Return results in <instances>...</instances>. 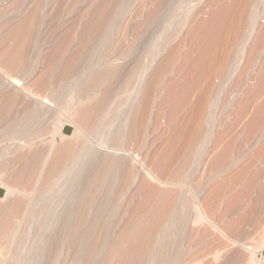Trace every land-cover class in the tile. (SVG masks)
Returning <instances> with one entry per match:
<instances>
[{"label": "bare ground", "instance_id": "6f19581e", "mask_svg": "<svg viewBox=\"0 0 264 264\" xmlns=\"http://www.w3.org/2000/svg\"><path fill=\"white\" fill-rule=\"evenodd\" d=\"M84 1L87 6L92 0H67L72 16L73 12L78 14L76 7ZM133 1L96 0L91 8L85 7V11L79 12L77 20L67 14V19L71 17L76 22L75 26L70 24L72 28L66 29L69 34L63 29L67 35H60L64 39L59 38L60 44L48 52L47 61L39 69L35 62L37 53L35 59L29 54L32 60L27 53L30 47L36 50L35 45L39 44L37 36L44 17L40 10L43 4L38 0L24 20L8 31L5 28L2 36L5 42L0 46V140L23 138L20 140L30 142L38 131L50 134L51 138L42 144L45 150L35 146L23 148L18 143L14 147L0 146L2 175L11 180L0 181V188L4 190L0 197L1 264L13 254L9 251L14 249L12 244L17 242L16 236L25 218L35 221L33 241L36 246L32 253L37 264H215L221 258H224L222 262L229 260L231 264H264V221L255 243L246 248L221 230L224 222L219 229L207 216L217 214L227 194L229 202H225L221 210L241 215L239 211L247 208L241 205L243 198L255 193L258 197L255 200L252 196L256 202L250 205L249 213L244 216L246 220L257 211L264 198V183L258 181L260 176L256 173L250 174L253 176L244 183L241 176L245 173L240 175V181L237 178L239 183L232 184V175L227 178V167L232 166H227V146H224L229 139L227 134L248 119L252 112V109L248 111L249 107L255 110L253 119L250 117L254 132L258 136L264 132V117L261 118L264 97L260 99L264 92V66L254 71L264 55V25L259 27L261 17L264 18V6L257 12L256 0H228L230 4L227 0H204L195 11L179 18L178 25L166 34L164 52L153 68L151 60H145L147 55H152L146 38L150 35L145 33L159 31L160 34L171 25L181 0H145L150 7L142 10L145 13L141 21H134L135 37H123L124 31L120 34L122 38L117 37V26ZM142 7L145 8V2ZM10 10L14 8L7 11ZM6 14V11L0 13V18ZM244 54H247V62H244L249 63L250 72L248 67V74L240 72L238 90L232 93L240 99L233 105L234 117L231 118L235 121L230 123L229 132L215 137L213 129L205 122L208 107L218 95L217 81H227ZM13 76L20 77L23 83L11 79ZM137 77L143 79L145 86L132 87L133 96L127 95L112 111L116 89L126 90ZM160 83L163 96L155 103L150 91ZM248 86L251 87L247 89ZM77 98L79 102L70 107V116L76 121H61L52 126L55 112L51 103L66 108ZM156 106L169 119L165 128L155 126L147 140L146 130ZM66 125L72 128L69 135L62 133ZM96 134L114 148L124 144L132 149L103 152L90 143L89 139ZM55 135H59L60 142L55 143ZM211 139L212 148L209 147ZM144 142L152 147L154 160L159 159L156 165L163 181L160 180L155 189H150L147 182L141 183L132 192L140 172L134 162V149ZM205 155L207 164H212L215 171L203 178L207 164L201 160ZM20 162L23 165L16 170ZM201 162L205 167L203 172L200 168L202 173L198 171L200 174L196 176ZM143 173L150 178L148 171L143 170ZM217 175L221 176V181L217 179L216 183ZM194 176L200 180L198 185V180L195 182L196 188ZM166 178L173 182L164 181ZM176 181L182 182V187L190 183L195 188L193 195V190L189 188L187 193L186 186L182 188ZM229 181L231 187L227 185ZM226 187H230L229 191ZM240 218L232 219L229 231H239V226L243 225L241 219L244 220ZM26 227H31L30 221ZM200 235L207 240L215 236L218 243L221 239L224 241L218 245L215 240L219 248H213L215 251L209 254V261L205 260L207 256H193L194 240ZM225 239L237 246L232 248H239L237 252L234 249L235 253L231 250L230 254L235 256L231 259L227 258L229 253H224L234 244L227 246ZM189 253L193 259L188 257ZM179 256L184 262H179Z\"/></svg>", "mask_w": 264, "mask_h": 264}, {"label": "rangeland", "instance_id": "374dc122", "mask_svg": "<svg viewBox=\"0 0 264 264\" xmlns=\"http://www.w3.org/2000/svg\"><path fill=\"white\" fill-rule=\"evenodd\" d=\"M37 1L38 0H0V13H3L5 11L7 12L5 17L0 18V43H1L0 46H2V43L4 44V42H5L4 41L5 37H2V36L6 32V30L7 31L10 30L16 24H18L19 22L24 20V18L27 17V14H29L30 11L35 6L34 4L38 3ZM86 1L88 2L89 0H86ZM95 1L92 0V1L88 2L87 4L89 6L85 5V3H86L85 1H84V3L81 2L83 4V5L81 4L82 6L79 3V6L76 7L77 8L76 11H79L80 14H81L83 11H85V9H84L85 7H86V9L88 7L91 8L93 3H95ZM203 1L204 0H181L180 4L178 5V8H177V13H176L175 19L172 21L171 25H168L167 28L163 32H160V34H159V31L157 33H155V34H153V33L146 34L147 32L145 33L146 36L150 35V36H148L149 38L146 37L147 38V43H148L147 46L149 47V48L148 47L147 48L149 49V51L152 52V55L151 56H150V54L147 55V57H145V60L146 61H150L151 60V62L153 63V66H152L153 68L157 65V63H158L157 60L160 59L159 56H161V53L164 52L163 48L165 46V41H166V36H167L166 34L168 32H170V31L172 32V30L174 29L173 26L175 27V26L178 25L179 18L184 17V15H188L191 12L195 11V9L199 5H201V3ZM39 2L41 4H43V6L41 5L42 7L40 6L43 9L40 8V10H42L41 12H42V15L44 16V17H42V23H41V26L39 27V32H38V36H37L39 44L35 45V47L37 48L36 50H35V48H33L34 53H33V50L31 49V47L29 48L30 53L29 52L27 53L29 60L33 59V57H31V56H34V59H35V56H36L35 53H37V57H36L35 62H36V67L38 69L41 68L45 64V62L47 61V57H48V55L50 53L49 51L51 49L53 50V49L57 48L58 44H60V39L62 37V36L60 37V35L62 33L64 34V36L67 35L64 32H62L63 29H64V31H66V29L69 30L70 28L75 26L76 22H73L71 17H73V16L76 17L79 14V12H77L78 14L76 13L77 15H75V13L73 12L72 14H74V15L73 16L71 15V12H69L70 11L69 8H70L71 4L70 5L67 4V0H39ZM144 2H145V8L142 7V5H144ZM227 3H229L228 0H227ZM149 5H150V3L145 1V0H134L132 5H131V7H130V9L121 18V20H120V22H119V24L117 26L118 27L117 30H118V33H119L118 34L117 31H116L115 34H117V37H121L122 38L121 35H123L124 32H126L125 33L126 35L124 34L123 37H127V38H130V37L133 38V36L135 37L136 33L134 32L133 28L135 27L136 23L134 21L137 20V23H138L139 21H141L144 18L145 11H142V10L149 9V7H150ZM80 6H81V8H80ZM254 6H255V10L257 12H260L263 9L262 6H264V0H256L255 3H254ZM82 7H83V9H82ZM11 8H14V11H12V12H11V10L7 11V10H9ZM79 8L81 9V11L79 10ZM67 12H69L70 14L67 13ZM67 14L71 15V17H70L71 20L67 19L69 17V16L67 17ZM75 17H74V19L77 20L80 16H77L76 18ZM59 18H60V20H59ZM263 19L264 18L261 17L260 21L262 22ZM63 20H65V21H63ZM76 20H74V21H76ZM58 21H60V22L62 21V22L60 23ZM68 21H70V23ZM261 22L259 23V25H260L259 27L264 25V22L263 23H261ZM57 23H59V25H57ZM68 23H69V25H68ZM66 24L68 26L65 27ZM70 24H71L72 27H69ZM57 26H59V28H57ZM61 26H63L62 30H60ZM53 27H55V28H53ZM5 28H6V30H5ZM51 28H53L52 29L53 33H52ZM131 28L133 29V31H132ZM66 33H68V32L66 31ZM62 38L64 39V37H62ZM176 40L177 39H175V41ZM61 41H62V39H61ZM251 44L252 43H250V46H251ZM170 46L171 45H169V47ZM29 50H27V51H29ZM31 52L33 54H31ZM248 52H249V48H248L246 53H248ZM29 54L31 56H29ZM244 55H246V56H244ZM244 55H243V58L240 61V64L237 66V70L235 69L234 73H231L232 76L230 75V77L227 79V81H223V83H221V82H219L218 79H217L218 81L215 79L217 81V83L219 84V88H217L218 89V91H217L218 95L214 99V101H213L214 103L211 106L208 107V114L206 115V122H205L206 126H208L209 128L213 129V133H214L215 137L221 135V133H223L224 131L229 132L228 131V127H229L230 123H233L235 121L234 118H231V117H234L233 114H232L233 113V108L235 109V106H233L234 103H236L238 100H240L238 97H237V99H236V97H234V94H235L234 92H236L238 90L237 89V85H238V82H239V78L242 76V73L240 75V72L244 71L243 72L244 75H246V74H248L250 72L249 71L250 70L249 63H247V64L245 63V62H247L246 61L247 60V54H244ZM259 60H260L259 63L256 66H254V68H255L254 71H256V72H258V70L261 69V65L264 66V64H263L264 63V55H262ZM262 60H263V62H261ZM263 66H262V69H263ZM247 67L249 68L248 69L249 72L247 71ZM153 68H151V69H153ZM125 70H126V68L124 69V71ZM246 71L248 73H246ZM253 73L255 74V72H253ZM251 78H254V77H251ZM11 79H15V80H18L19 83H23V80L20 77L13 76V77H11ZM235 82H236V84H235ZM220 83H221V85H220ZM143 84L145 86V83H143V79H141L140 77H137L136 79H134L133 83H131L126 90L125 89H119V90L116 89V94H115V97H114L113 103H112V107L113 108L111 107L112 108L111 110L114 111L117 108V104L119 106V104H121L125 100L127 95L133 96L134 92L132 91V87L139 88ZM162 85L163 84L160 83V84L156 85L153 90L150 91L151 96L156 101L155 103L159 102L158 100H162V97H161V96H163V95H161L162 94L161 93L162 92L161 89L163 88ZM250 87L248 86L247 89L250 88ZM143 90H144V87H143L142 91ZM232 93H234V94L232 95ZM261 94H262V96L260 95V99L263 100L262 98L264 97V92H262ZM157 96H159L161 99L159 97H157ZM231 98H234V99L231 100ZM77 102H79V98L75 99L73 102H69L68 103V107H66V108H62V107L58 106V104H56V103H51V105H52L51 108L55 112V117L51 121L52 126H56L61 121H66V120L76 121L75 118H72L70 116V107L73 104L77 103ZM251 109H252V112L250 111L249 113L253 114V115L249 114L248 119H246L243 123H241L238 128H236L235 130L233 129V131H234L233 136L234 137L232 136V132L233 131L230 130L231 132H229L230 134L228 133L229 135L227 134V139L229 137V139L233 138V140L230 141L228 139L227 140V144H226V142L224 144V146H227V148H226V150H227V166H229V165H231L232 167L234 166L233 168L232 167L230 168V166L227 167V169H229L228 170L229 173L227 171V178L229 177V175H230V177H231V175L233 176L232 179H230V177L228 178V179H230V181L232 180V184H233V182L236 183L235 181L238 182V179L240 178V175H242L244 173L245 174L241 176L243 179L242 180L239 179V181L241 180V183H244L246 181L248 182L250 180V177L253 176L254 173H256L257 176L258 175L260 176V178H259V177H257L255 175L257 177V179L259 178L258 181L261 184L264 183L263 182V180H264V155L262 154V151L264 149V132L260 136H258V134H256L254 132L255 129H254V125L252 123L253 121L252 120H251L252 122L250 121V117L252 116L251 118L253 119V116L255 114V110H253L254 109L253 107L252 108L249 107L248 111L251 110ZM228 112H230L231 114L228 113ZM261 113L263 114V116L261 115L262 116L261 118L263 119V117H264V107H263ZM165 114L166 113H163L162 111H159L157 106L154 109H152V112H151V115H150L151 116V121H150L149 126L147 127L145 139L148 140V137L152 134L153 128L155 126H159V127H163V128H165L167 126V119H169V118H168V115L166 114V116H167L166 117ZM113 115H115V114H113ZM113 115H111V117H114ZM247 120H249L250 122L247 121ZM263 120H262V122H263ZM242 125H244V126H242ZM47 134L48 133H45L43 131H42V133L38 131V132L33 134L32 139H31L30 142H26L24 140H20V139H23V138H16V139L14 138V139H8V140L7 139L6 140L5 139L4 140H0V146L11 145L12 147H14L16 145V143H18L23 148H27V147H30V146L31 147L35 146L36 148H42V149L45 150L46 148L42 144L45 143L47 139L51 138L50 134H48V135ZM245 137H247V139ZM253 137H254V141H253ZM151 138H152V136L150 137V139ZM212 139L210 141V146L209 147L214 145V142H213L214 139H213V141H212ZM256 139H257V141H256ZM89 140H90V143L94 147L98 148L99 150H101L103 152L118 153V152H121V151H130L132 149V146H127V145L124 146V144H122L121 146H119L117 148H114V146H111L110 143L106 142V139L100 138L99 134H96L94 137H91V139H89ZM248 140H250V142H248ZM54 141H55V143L60 142L59 135H55L54 136ZM239 147H240V149L242 151H239L240 150ZM260 148H262V151H261ZM208 149H210V148H207V150ZM152 150H153L152 147L147 142L146 143L144 142L143 145L141 147L137 148L136 150L134 149V156H135L134 158L136 160V161L134 160V162L137 164L136 165V167L138 168L137 171H140V172L138 173V175L136 177V180L134 179L135 180L134 183H133L134 186H132L131 191L133 190V188H134V190L139 188L141 186V185L139 186V184L145 183V182L150 184V185L148 184L149 188L151 187L150 189H153V188L155 189L157 186L160 185L159 184L160 180L163 181V178L161 177L160 171L158 170L159 169L158 168V164L156 165V163L158 162L159 159L158 160H154L153 151ZM240 152L242 154H240ZM260 153L262 154V156H260L261 155ZM206 156L207 155H205V157ZM205 157H203L204 159L202 158V160H201L203 163L206 162V160H207V157L206 158ZM152 158H153V160H152ZM202 162H201V164H202L201 167H200L201 164L198 165L199 169L197 170V172L199 170H201V169H202V172H203V169H204L203 167H205L204 165L207 164V162H206L203 165ZM22 165H23L22 162H20L19 163V167H17L18 169H16V170H19V168H21ZM211 165L212 164H210V163H208L206 165V168L204 169L206 172L204 171L203 172L204 175L202 174L203 178L211 176L210 174H212V172L215 171L214 170L215 168H212ZM139 167L140 168H145L143 170L148 171V173L150 175V178L153 177L154 180L153 179L149 180L150 178L148 176L146 178V176L143 173V170L140 169ZM1 170H2V168L0 167V181H2V182H8V180L11 181L10 178L8 179V177L6 178L5 175H2V171ZM197 172H196V176H197V174H200L199 172H201V171H199L198 173ZM235 172H237V175H235V176H237L236 178L234 177V174H236ZM257 172H259V173L257 174ZM206 174H207V176H206ZM250 174H253V175H250ZM218 176H220V175L216 176L215 181L213 180L216 183H217V181H216L217 179L221 181V179H219V178H221V176L220 177H218ZM194 178L196 179L195 176H194ZM147 179H148V181H147ZM158 180H159V182H158ZM192 180H193V178H192ZM192 180H191V184L193 186L195 184V182L198 180V178L196 180H193L194 184H193ZM164 181L173 182V180L170 181L168 179L164 180ZM199 181L200 180H198L196 182L197 185H198ZM230 181H229V183H227L228 186H230L229 185L231 183ZM176 182L179 183V181H176ZM174 183H175V181H174ZM161 184H163V182H161ZM182 184H183L182 182L179 183V185H181V187H182ZM191 184L188 183V185H184V186H186L184 189L186 190L187 193H189L188 191H190V189L193 190V191H191L192 194L190 193L191 195H193L194 189L197 187V185L195 184L196 186L194 185L195 188H193L194 186L192 187ZM189 186H191L192 188L189 187ZM230 187L229 188L226 187V189H228V191H229ZM28 194H29V192L26 193V195H28ZM136 194H137V192H136ZM255 195H256L255 193L252 194V196H254L255 200H257L256 197H258V196L257 195L255 196ZM228 196H229V194H227V198H225L227 201L226 200L223 201L224 205H225V202H226V204H228V202H229L228 199H230V198ZM252 196L248 195L245 198H243L245 200H242V201H244L243 202L244 204L243 203L241 204V205H243V208L247 207L246 209H244V211H242V212H241V210L239 211L243 217H241V215L239 213H234L233 215L230 212L228 213V211H227V214L224 213L223 210H221L222 209V205H223L222 202L220 203L221 205L219 206V207H221V209L220 208H218V210L216 209L218 211L217 214L216 213H215V215H214V213L207 214L208 218L209 219L211 218L212 222L215 221L214 223H216V226L219 229L223 225H224L225 228L227 227L226 230L224 229V227H221V230L222 231L224 230V232H225V234L227 236H229L230 238H233L234 240H236L238 242H241L242 244H244V246L246 248L251 247V245H253L255 243L254 239H255V237H257V234H258V231L260 229V226L263 223L262 221H264V219H263L264 218V206H263L264 205V198L262 199V203L263 204L261 203L260 204L261 207L259 206V208L255 212L257 215L254 213L251 217H249V218H247L245 220L246 217H244V216L249 213L248 212L249 211V207H251L256 202V201L254 202V200H252V199H254ZM139 198H141V197H139ZM246 200H247V202H246ZM241 205H240V207H241ZM245 205H247V206H245ZM219 211L220 212L222 211V212L220 213ZM192 213L193 212H191V214ZM223 213H224V215L225 214L226 215L223 216ZM243 213H245V214H243ZM261 213H263V214H261ZM191 214H187V215H191ZM236 214H238L239 216L236 215ZM254 215H255V217H254ZM235 216H237L238 218H240V217L244 218V220L242 221V219L240 218L241 222H242L240 224H243V225H240L241 227L239 226V229H238L239 231L236 232V230H234V232H235L234 233L232 229H230V231H229L230 227L228 228V226L231 223H233V221H235V219L236 220L238 219ZM187 217L189 219L192 218V217L190 218L189 216H187ZM225 217H226V219H225ZM232 217H234V218H232ZM260 217H262V218H260ZM232 219H233V221H232ZM29 221L31 222V227L28 228V227H26V225H27V222H29ZM244 221H247V222H244ZM220 222H221V224H220ZM222 222H224V224ZM34 224H35L34 219L33 220H29L28 218H25L22 221V225L20 227L19 233L16 236L17 242H15V244H12L14 249L9 251L10 253H13V254H9V258L6 261V263H4V264H37V261H36V259H34L33 253H32L33 252L32 249L36 246V243L33 241L34 237H35V232L34 231H36V227L34 226ZM219 224H220V226H219ZM189 228H190V226H189ZM186 230H187V232L189 231V229H187V228H186ZM205 238L206 237L203 236V235H200L198 237L199 241L196 238L197 240L195 239L194 241L196 242L197 245L193 242V244H195V245H193L195 249L193 248L194 250L191 249V251L193 250L192 253L195 251L194 252L195 254H193V256L195 255L194 257L198 258V257H200L199 255H202L205 258V256H207L205 258V260L209 261L208 257L211 255V252L213 253L216 250V246H217V248H219L218 245L221 242H224V241L221 239L220 243H218V241L216 240L215 236H214V238L211 237L208 240H207V238L205 240ZM223 239H224V237H223ZM215 240L217 241L216 243H218V245H216ZM225 240L227 242L225 241L224 244H226L227 246L229 244H231V245L234 244L230 240H229L230 242L227 239H225ZM3 245L5 246L6 244H3ZM220 247H222V246L220 245ZM232 247H237V246H235V244H234V246H231V247L228 246L227 248H229V249H227L225 251L226 253H224V254H228L229 253L227 255L228 259H229V257L231 259L232 255L230 253H232L234 251V249H235V248H232ZM17 248H18V250H17ZM213 248H215V250ZM232 249H233V251H231ZM236 249H235V251H236ZM235 251L233 253H235ZM239 251H238V253H239ZM245 251H246V249H245ZM222 254H223V252H222ZM15 255H16V257H15ZM191 255L192 254H190V256L188 255V257L192 258ZM196 255H198V256H196ZM233 255H235V254H233ZM237 256H238V254H237ZM203 257L201 258V260L203 259ZM210 257H209V259H210ZM232 257H235V256H232ZM178 258H179V262H184V260H180L181 256H179ZM259 258H261L260 254H258V259ZM33 259H34V261H33ZM186 259L189 260V258H186ZM186 259H185V261H186ZM205 260L203 259V263H204ZM221 260L224 261V258H221L220 261H217L216 263L217 264H225V263L227 264L229 262V260H228V262L224 263ZM229 263L231 264V262H229Z\"/></svg>", "mask_w": 264, "mask_h": 264}, {"label": "water", "instance_id": "95a60500", "mask_svg": "<svg viewBox=\"0 0 264 264\" xmlns=\"http://www.w3.org/2000/svg\"><path fill=\"white\" fill-rule=\"evenodd\" d=\"M71 132H72V128L68 125H66L62 128L63 134L69 135V134H71ZM3 194H4V190L2 188H0V197H2Z\"/></svg>", "mask_w": 264, "mask_h": 264}]
</instances>
